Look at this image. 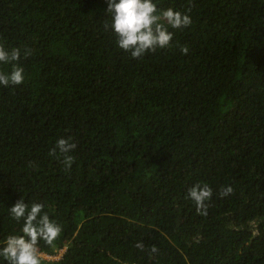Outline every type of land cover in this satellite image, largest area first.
Returning <instances> with one entry per match:
<instances>
[{
    "label": "trees",
    "instance_id": "1",
    "mask_svg": "<svg viewBox=\"0 0 264 264\" xmlns=\"http://www.w3.org/2000/svg\"><path fill=\"white\" fill-rule=\"evenodd\" d=\"M154 3L192 23L134 59L103 26L108 0H0L25 76L0 85V247L23 199L62 228L42 264H264V0ZM60 138L70 170L49 155ZM198 183L207 215L185 199Z\"/></svg>",
    "mask_w": 264,
    "mask_h": 264
},
{
    "label": "clouds",
    "instance_id": "2",
    "mask_svg": "<svg viewBox=\"0 0 264 264\" xmlns=\"http://www.w3.org/2000/svg\"><path fill=\"white\" fill-rule=\"evenodd\" d=\"M191 3V0H190ZM188 12L177 11L171 7L159 9L154 0H108L107 15L111 19L103 22L106 30L112 31L116 37L117 46L125 53H129L134 59H141L148 53H155L158 49L172 47L175 31L187 28L192 19ZM180 51L187 54V46H181ZM24 57L31 55V49L23 50ZM21 60V49H5L0 44V64H11L10 72L0 70V85L5 87L17 86L24 83V69L19 65ZM77 148V144L71 138H60L49 155L62 157V163L67 170L71 169L74 157L70 154ZM57 157V158H59ZM233 192L231 186H222L220 196L226 197ZM213 196V189L207 184H196L188 189L185 199H190L197 214L207 215V201ZM43 203L34 202L30 206L21 199L9 208L10 216L16 222L23 221L22 234L9 235L2 247H0V258L7 264H42V253L39 247L40 241L47 246H54L60 237L62 228L50 219L44 211ZM136 248L145 250L142 242H137ZM158 248L152 246L148 250L149 256L158 253ZM57 256L48 257L57 259ZM119 264V262H118Z\"/></svg>",
    "mask_w": 264,
    "mask_h": 264
},
{
    "label": "rangeland",
    "instance_id": "3",
    "mask_svg": "<svg viewBox=\"0 0 264 264\" xmlns=\"http://www.w3.org/2000/svg\"><path fill=\"white\" fill-rule=\"evenodd\" d=\"M63 252H64V251H61V252L59 253V255H57L56 258H57V259H60V257L62 256Z\"/></svg>",
    "mask_w": 264,
    "mask_h": 264
}]
</instances>
